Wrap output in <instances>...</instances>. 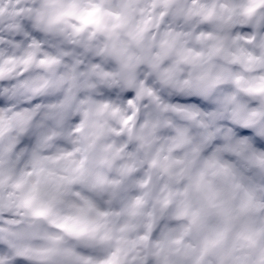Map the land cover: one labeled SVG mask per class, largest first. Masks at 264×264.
Instances as JSON below:
<instances>
[{
	"label": "clouds",
	"instance_id": "clouds-1",
	"mask_svg": "<svg viewBox=\"0 0 264 264\" xmlns=\"http://www.w3.org/2000/svg\"><path fill=\"white\" fill-rule=\"evenodd\" d=\"M0 264H264V0H0Z\"/></svg>",
	"mask_w": 264,
	"mask_h": 264
}]
</instances>
